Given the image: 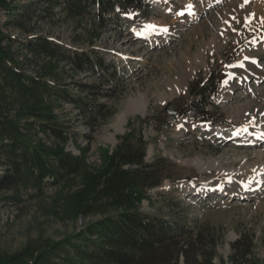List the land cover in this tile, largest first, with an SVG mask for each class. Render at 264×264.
Here are the masks:
<instances>
[{
    "label": "rangeland",
    "instance_id": "rangeland-1",
    "mask_svg": "<svg viewBox=\"0 0 264 264\" xmlns=\"http://www.w3.org/2000/svg\"><path fill=\"white\" fill-rule=\"evenodd\" d=\"M7 2L9 9L0 7L2 23L16 17V12L23 14L21 22L25 14L30 15L23 21L24 29L9 25L1 29L2 44L18 55L21 70L103 105L104 111L81 109L43 87L27 91L19 84L8 86L10 78L0 75V97H7L0 106L10 109V116L22 112L34 120L26 112L36 104L48 106L43 111L55 114L56 122L66 130L58 139L36 128L29 134L32 142L62 147L82 160L79 173L55 185L0 188V258L31 257L100 218L126 209L98 199L96 191L127 137L142 140L148 162L164 170L162 186L136 192L137 209L196 224L203 240H209L211 228L215 229L221 236L215 264H264V175L259 174L262 169L247 166L264 162V137L257 131L264 124V70L260 78L252 75L230 82L235 66L253 61L258 65L255 68L264 65V0H149L134 14L104 23L95 16L96 9L75 16L45 0ZM45 9H49L46 19L36 15ZM145 28L166 34L152 37L141 33ZM42 39L61 50L101 60L114 82L104 81L92 69L80 70L70 61L29 53L25 45ZM27 58L33 62L27 63ZM184 68L190 70L189 77L168 97L170 82ZM221 74L222 87L210 107L211 119L192 114L180 116L175 123L167 119L169 102L176 108L171 115H177L178 108L194 98L193 81ZM164 93L167 96L162 99ZM226 95L229 100L223 99ZM140 99L145 109L136 104ZM197 160L205 164L216 160V164L206 167ZM241 190L248 196L237 195ZM242 236L243 248L234 249ZM249 243L251 253L245 256ZM193 249L194 257L199 250H210L201 247L199 240ZM180 264H185L183 259Z\"/></svg>",
    "mask_w": 264,
    "mask_h": 264
},
{
    "label": "trees",
    "instance_id": "trees-1",
    "mask_svg": "<svg viewBox=\"0 0 264 264\" xmlns=\"http://www.w3.org/2000/svg\"><path fill=\"white\" fill-rule=\"evenodd\" d=\"M45 1L53 8L60 7L75 16H85L92 13L91 9H96L95 16L102 23L120 19L122 15L127 17L149 4V0ZM8 6L7 0H0L1 8ZM48 12L49 9H45L44 13L36 15L46 19ZM7 13L10 15L12 12L8 10ZM15 15L17 16L2 23L0 11V75L10 78L8 86L15 87L19 84L27 91L43 87L57 98L80 105L81 109L103 113V105L76 97L45 82L43 78L32 77L21 70L18 55L2 44L3 26L24 29L23 21L30 18V15L25 14L26 18L21 22L20 17L23 14L16 12ZM25 47L37 58L45 56L70 61L80 70L92 69L104 81L114 82L113 76L105 69V64L88 54L70 53L61 50L56 43L43 39L27 43ZM26 62L31 64L33 60L27 58ZM222 81V74L203 81H193L190 90L194 98L178 108L177 115L166 113L165 116L171 123L188 114L202 120L211 119L210 107L215 104ZM28 83L31 85L28 86ZM2 99L0 97V102ZM3 100L6 101L7 97ZM43 107L48 108L39 104L33 105L26 113L34 120H28L22 112L10 116L11 110L0 106L1 189L44 188L80 172L82 160L79 157L62 147L49 148L35 144L30 139V131L36 128L51 133L58 139L64 137L66 130L56 122V115L49 110L43 111ZM163 181L164 170L156 162H148L145 143L124 137L114 153L111 165L101 176L96 194L98 199L108 200L113 206L127 208L100 218L75 235L57 241L31 257L20 254L11 258H0V264H180L182 259L185 264H215L213 259L217 256L216 245L221 237L213 231L215 229L211 228L209 240H203L196 224L142 212L135 206L137 191L160 187ZM197 240L201 247H209L210 250L195 251L194 257L191 252L194 251L193 246ZM243 240L244 236L234 243V249H242L240 245L245 242ZM244 249L245 256L251 253L250 243Z\"/></svg>",
    "mask_w": 264,
    "mask_h": 264
},
{
    "label": "bare ground",
    "instance_id": "bare-ground-1",
    "mask_svg": "<svg viewBox=\"0 0 264 264\" xmlns=\"http://www.w3.org/2000/svg\"><path fill=\"white\" fill-rule=\"evenodd\" d=\"M261 2H262V0H261ZM242 4V3H241ZM262 4V3H261ZM242 6V5H241ZM240 7V6H239ZM243 7V6H242ZM239 9V8H238ZM262 9V8H261ZM240 10V9H239ZM258 10H260V9H256V11L258 12ZM255 11V10H254ZM195 17V16H194ZM141 33H145V34H148V35H150V36H152V37H158V36H160V35H162V34H166L164 31H162V30H154V29H149V28H145V29H141ZM141 36V35H140ZM142 37V36H141ZM244 63V62H243ZM242 65V64H241ZM258 66V65H257ZM256 66V64L254 63V61L252 62V63H248V62H246V63H244L242 66H240V67H237V68H232V70L230 71V82L231 81H233L235 78H242V80H246V79H248V77H251L252 75H256L257 77L256 78H260V77H262V70H264V65L262 66V64L260 65V66H262V68L260 67V68H255V67H257ZM189 74H190V70H186L185 68L184 69H182V73H181V75L177 78V79H175V80H172L171 82H170V84H169V92H170V94H169V96L168 97H172L174 94H176L177 93V90L180 88V86L182 85V83L183 82H186V80H187V78L189 77ZM192 74V73H191ZM228 87H230V90L232 91L233 90V88H234V86L233 85H231V83H229V86ZM166 94L164 93V94H161L160 95V97L162 98V99H165V97L167 96H165ZM230 97H231V94H230ZM229 95H226L225 96V98L223 97V99H225V100H229ZM136 104H138V106H140L141 108H143V109H145V103H143V102H141V99L140 100H138L137 101V103ZM238 111H240V110H233L232 112H234V113H238ZM261 117H263L262 118V121H264V116H261ZM257 131L259 132V131H261L262 132V134H263V137H264V124H263V127H261L260 129H257ZM199 159V158H198ZM197 162L198 163H200L201 165H205L206 167H210V166H213V165H215L216 164V160H211L210 162H207L206 164L205 163H203V162H201L200 160H197ZM248 167H256L257 169H262V170H260L259 171V174L260 175H264V162L263 163H261L260 165H256L255 163L253 164V163H249L248 165H247ZM226 171L228 172V171H233L231 168H226ZM261 181H262V179H261ZM259 183V182H258ZM260 184V183H259ZM249 187H256V186H252V185H250V183H249V185H248ZM259 186V185H258ZM231 187V186H230ZM247 187V186H246ZM228 191V190H227ZM237 195H243V197L245 196V195H247V193L245 192V191H240V192H238L237 193ZM248 196V195H247Z\"/></svg>",
    "mask_w": 264,
    "mask_h": 264
},
{
    "label": "water",
    "instance_id": "water-1",
    "mask_svg": "<svg viewBox=\"0 0 264 264\" xmlns=\"http://www.w3.org/2000/svg\"><path fill=\"white\" fill-rule=\"evenodd\" d=\"M264 31V30H263ZM166 111L169 113V114H174L176 112V108H175V105H174V102H169L167 105H166Z\"/></svg>",
    "mask_w": 264,
    "mask_h": 264
}]
</instances>
